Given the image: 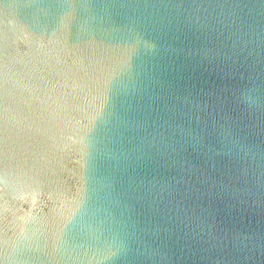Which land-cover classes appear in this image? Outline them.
Returning a JSON list of instances; mask_svg holds the SVG:
<instances>
[{
  "label": "water",
  "instance_id": "obj_1",
  "mask_svg": "<svg viewBox=\"0 0 264 264\" xmlns=\"http://www.w3.org/2000/svg\"><path fill=\"white\" fill-rule=\"evenodd\" d=\"M0 264H264V0H0Z\"/></svg>",
  "mask_w": 264,
  "mask_h": 264
}]
</instances>
